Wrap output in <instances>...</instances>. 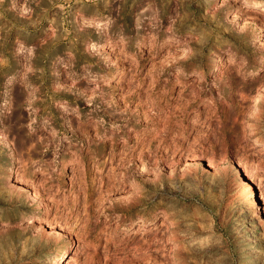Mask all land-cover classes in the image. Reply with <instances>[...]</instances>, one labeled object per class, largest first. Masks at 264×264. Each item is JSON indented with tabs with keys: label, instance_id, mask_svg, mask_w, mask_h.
Returning a JSON list of instances; mask_svg holds the SVG:
<instances>
[{
	"label": "rangeland",
	"instance_id": "1",
	"mask_svg": "<svg viewBox=\"0 0 264 264\" xmlns=\"http://www.w3.org/2000/svg\"><path fill=\"white\" fill-rule=\"evenodd\" d=\"M263 209L264 0H0V264H264Z\"/></svg>",
	"mask_w": 264,
	"mask_h": 264
},
{
	"label": "bare ground",
	"instance_id": "2",
	"mask_svg": "<svg viewBox=\"0 0 264 264\" xmlns=\"http://www.w3.org/2000/svg\"><path fill=\"white\" fill-rule=\"evenodd\" d=\"M255 2V1H254ZM254 2H252V3H254ZM257 2V1H256ZM246 171V170H245ZM250 185V184H249ZM253 202V201H252ZM43 206V205H42ZM46 209V208H45ZM48 209V208H47ZM264 210V209H263ZM45 211V210H44ZM42 215V214H41ZM45 217V216H44Z\"/></svg>",
	"mask_w": 264,
	"mask_h": 264
}]
</instances>
